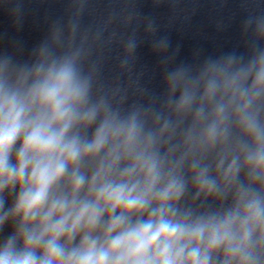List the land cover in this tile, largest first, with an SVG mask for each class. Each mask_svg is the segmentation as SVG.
Segmentation results:
<instances>
[{
    "label": "clouds",
    "instance_id": "obj_1",
    "mask_svg": "<svg viewBox=\"0 0 264 264\" xmlns=\"http://www.w3.org/2000/svg\"><path fill=\"white\" fill-rule=\"evenodd\" d=\"M231 65L230 58L208 67L200 106L192 89L180 88L176 109L195 107L196 118L207 119L203 102L215 101L201 137L214 148L228 140L227 111L237 105V121L254 148L243 149L242 164L222 151L215 168L227 185L242 168L264 184V124L248 112L264 93V54L246 69L233 72ZM183 78L182 72L171 77L173 89ZM26 80L16 87L0 80V227L16 222L15 234L0 248V264H213L220 252L221 264H256L253 248L264 243V198L241 187L231 209L194 218L177 207L186 189L177 168L187 154L167 167L151 137L140 141L135 117L126 124L105 117L97 124L99 108L88 106V83L74 59L54 61L46 70L41 65L28 87ZM93 124L90 138L76 131ZM102 152L88 177L81 162ZM210 167L191 163L195 184L207 194L219 190ZM5 190L15 193L7 210Z\"/></svg>",
    "mask_w": 264,
    "mask_h": 264
}]
</instances>
